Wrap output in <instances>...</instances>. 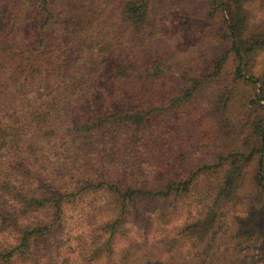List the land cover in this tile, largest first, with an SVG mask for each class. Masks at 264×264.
Here are the masks:
<instances>
[{
  "label": "trees",
  "instance_id": "obj_1",
  "mask_svg": "<svg viewBox=\"0 0 264 264\" xmlns=\"http://www.w3.org/2000/svg\"><path fill=\"white\" fill-rule=\"evenodd\" d=\"M0 264H264V0H0Z\"/></svg>",
  "mask_w": 264,
  "mask_h": 264
}]
</instances>
